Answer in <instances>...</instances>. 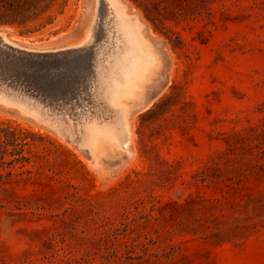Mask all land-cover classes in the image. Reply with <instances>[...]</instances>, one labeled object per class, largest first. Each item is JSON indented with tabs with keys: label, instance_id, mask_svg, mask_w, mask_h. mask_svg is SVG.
Returning a JSON list of instances; mask_svg holds the SVG:
<instances>
[{
	"label": "rangeland",
	"instance_id": "obj_1",
	"mask_svg": "<svg viewBox=\"0 0 264 264\" xmlns=\"http://www.w3.org/2000/svg\"><path fill=\"white\" fill-rule=\"evenodd\" d=\"M120 1L161 57L134 111L129 159L96 165L87 153L94 130L121 135L110 96L143 53L106 15L96 68L74 98L35 100L0 76L47 115L0 104V264H264V0H170L167 13L158 8L168 31ZM95 14L93 0H70L43 29L0 30L16 45L52 48Z\"/></svg>",
	"mask_w": 264,
	"mask_h": 264
},
{
	"label": "bare ground",
	"instance_id": "obj_2",
	"mask_svg": "<svg viewBox=\"0 0 264 264\" xmlns=\"http://www.w3.org/2000/svg\"><path fill=\"white\" fill-rule=\"evenodd\" d=\"M104 2H105L107 9H108V15H107V18L109 19L108 21H110L112 23V24L110 23L109 25L110 26L112 25L111 27H113V29L115 30V33H118L120 35L119 38H121V37L124 38V35L127 32L130 33L131 36L134 38V40L138 43L137 45H140L139 47L141 48V51L143 53L141 52L142 56L140 55L141 57L136 60V63H134V66L125 72L120 83H118V84L115 83L116 87L112 90V93L110 96L111 102L114 105V107L116 108L115 112H118L121 115L120 116V118H121L120 119V129H119V132L121 130V135L120 134H119V136H118V134L116 135L114 133L115 131L113 132V130H109L110 128L106 129L107 127L105 129H99L97 127L98 129L94 130L92 133L91 139L89 141L87 153L90 157L91 162L93 164H96V165L97 164L99 165L100 160L101 159L103 160V158H105V157L113 158L116 156L118 157L121 155H125L129 159L131 157V154H133V153H131V150H130V143H131V126H132L131 122H132L133 115L135 114L134 111H136L137 108H139L141 105L144 104V99H145L144 97L146 95L145 90L150 85V83L154 80V77L156 76L157 72L159 71L158 69H159L160 58H161L158 55L157 51L154 49V45H153L152 41H150L145 35H143V34H146V32L144 31V28H143V24L139 21V19L135 15H130V14L125 13L123 5L120 4V2H121L120 0H104ZM107 18H106V20H107ZM85 27H86L85 24H82V26L76 30V33L79 34L82 29H85ZM110 30H112V29H110ZM5 32H7V31L0 30V36H1V39L3 40V42L10 44L12 46H15V47H22V46L16 45L15 43L11 42L9 40V38L5 35ZM83 32L86 33L85 30ZM107 33H108V31H107ZM110 36H111V38L113 37L111 34H110ZM62 38L63 39L67 38V34H61L59 37L48 42L44 46L45 47H51V44L53 41H56V40H59ZM80 38L81 37H79V39L76 41L69 42L68 43L69 45H67V46H69V47L74 46L75 47V44L79 42ZM107 38H109V37H107ZM108 43H111V42L107 41L106 44H108ZM125 45H126V43H125ZM95 46H96V44L93 46V49H92L93 50V57L90 59L88 64L85 65L86 67L83 65L82 66L78 65L73 69V72L77 73L78 75H76V78L71 77V78H73L72 83L64 85L65 87H64L63 92H62L63 93V97H62L63 99L64 98L70 99L72 97L74 98V96L76 94H79L81 92L79 88H81L83 86L82 79L83 78L85 79L88 77V72H89L90 66H91V68L93 66H94L93 68H96L95 65L92 66L93 60H95L94 59L95 58L94 57L95 56V49H96ZM110 46H112V45H110ZM102 47H104V46H102ZM24 48H26V47H24ZM26 49H32V48H26ZM33 49L44 50V49H38V48H33ZM45 49H50V48H45ZM102 52H103V50H102ZM104 52H105V50H104ZM99 54H98V56L100 57L101 54L100 55ZM103 55H105V53ZM121 55H123V54H121ZM130 56H131V54H130ZM125 60H126V58H125ZM96 61H98V59ZM96 61H94V64L97 63ZM101 61L102 60L100 59V63H101ZM128 62H129V60H128ZM107 66H108V64H107ZM103 71L105 72V70H103ZM99 75L102 76V74H99ZM72 76H74V75H72ZM92 77H94V76L92 75ZM87 81H89V80H87ZM91 81H92V78H91ZM91 81H90V83H91ZM105 82L106 81L102 77H97V79L95 81L93 92L96 95V97L99 99H101L103 97V93H104L105 88H106ZM90 87H92V86H90ZM83 95H84V93H83ZM84 96H87V95H84ZM84 96H83V98H84ZM88 96H89V94H88ZM80 97H81V94H80ZM90 97H88V98H90ZM27 98H29V97H27ZM46 98H47L46 100H48L47 102H50V100L53 99V96H52V94H48V97H46ZM74 100H72V101H74ZM77 103H78V101H77ZM0 104H2L4 106H8V107L15 106V108L22 115H29L32 117H34V116H46L47 117L46 112H42L41 109L39 108V106L37 104H35V102H33V103L28 102V100L26 98H23V97L20 98L17 95H14L12 93H9V92L1 90V89H0ZM78 105L81 106V104H79V103H78ZM101 105H103V104H101ZM54 107H56V106H54ZM64 108H66V107H64ZM80 108H82V107H80ZM114 123L115 122H113L112 124H114ZM66 143L67 142H65V144ZM83 152H84V150H83ZM95 167H97V166H95Z\"/></svg>",
	"mask_w": 264,
	"mask_h": 264
},
{
	"label": "water",
	"instance_id": "obj_3",
	"mask_svg": "<svg viewBox=\"0 0 264 264\" xmlns=\"http://www.w3.org/2000/svg\"><path fill=\"white\" fill-rule=\"evenodd\" d=\"M93 7L96 14L88 24H85V29H82L86 33L81 30L75 37L53 41L50 49L15 47L3 42L0 36L1 79L9 82L14 86L11 88L19 91L20 94L33 96L37 98L36 100L46 98L48 94H52L53 98L63 94L64 85L73 82L71 74L66 79L67 73L73 71L72 65L78 62L79 66H85L93 57L92 49L96 43L102 19L108 15L104 0H93ZM79 37L81 38L75 47L67 46L69 42L76 41ZM59 80L62 88H58ZM9 86L0 85L4 91H7Z\"/></svg>",
	"mask_w": 264,
	"mask_h": 264
},
{
	"label": "trees",
	"instance_id": "obj_4",
	"mask_svg": "<svg viewBox=\"0 0 264 264\" xmlns=\"http://www.w3.org/2000/svg\"><path fill=\"white\" fill-rule=\"evenodd\" d=\"M138 7L143 8L145 18L157 22L163 29L168 28L161 22L158 8L167 13V1L170 0H133ZM186 0H177L180 4ZM70 0H0V26L25 27L31 24L38 31L54 24L64 15ZM173 16L183 17L181 10H173ZM21 159H24L21 157Z\"/></svg>",
	"mask_w": 264,
	"mask_h": 264
}]
</instances>
